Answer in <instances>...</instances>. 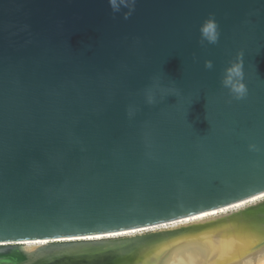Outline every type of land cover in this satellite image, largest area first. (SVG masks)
<instances>
[{"label":"water","instance_id":"obj_1","mask_svg":"<svg viewBox=\"0 0 264 264\" xmlns=\"http://www.w3.org/2000/svg\"><path fill=\"white\" fill-rule=\"evenodd\" d=\"M124 11L0 0V264L156 263L180 233L159 225L264 193V0ZM210 14L219 40L201 45ZM237 52L240 100L220 84ZM240 211L223 218L264 221V201Z\"/></svg>","mask_w":264,"mask_h":264},{"label":"bare ground","instance_id":"obj_2","mask_svg":"<svg viewBox=\"0 0 264 264\" xmlns=\"http://www.w3.org/2000/svg\"><path fill=\"white\" fill-rule=\"evenodd\" d=\"M263 201L264 193H260L231 205L202 211L159 225L166 228H179L180 233L165 242L164 250L160 252L156 263L152 264H241L243 261H246L245 264H252L256 259H261L258 264H263L264 221L258 218L260 225L255 227L241 223V218L238 216L233 217L232 215L233 218L230 220L223 218L227 212L240 215L242 213L240 210L246 208L247 205ZM219 227L221 230L218 229ZM136 232H142V230H120L84 238L116 237ZM45 242L27 241L23 245L31 249Z\"/></svg>","mask_w":264,"mask_h":264},{"label":"clouds","instance_id":"obj_3","mask_svg":"<svg viewBox=\"0 0 264 264\" xmlns=\"http://www.w3.org/2000/svg\"><path fill=\"white\" fill-rule=\"evenodd\" d=\"M109 7L113 13H118L121 9H126L123 12L124 19H127L135 9L136 0H108ZM199 33V43L201 45L207 44H216L219 40V26L214 19V17L210 14L207 18L202 20V22L198 26ZM243 53L237 52L234 60H229L228 65L223 69V73L220 78V84L224 89H227L229 95L235 99L240 100L243 99L247 93L248 89L246 84L244 83V72H243ZM204 66L207 69H211L213 64L210 60L204 62ZM150 89H156L161 92H167L169 95H172V89L170 88H162L159 80L154 82ZM146 102L148 104H154L155 101V93L149 91L146 95ZM250 149H254V145H249Z\"/></svg>","mask_w":264,"mask_h":264},{"label":"rangeland","instance_id":"obj_4","mask_svg":"<svg viewBox=\"0 0 264 264\" xmlns=\"http://www.w3.org/2000/svg\"><path fill=\"white\" fill-rule=\"evenodd\" d=\"M147 230H143V231H145V232H147V231H150L151 229L150 228H146ZM264 264V263H263Z\"/></svg>","mask_w":264,"mask_h":264},{"label":"snow or ice","instance_id":"obj_5","mask_svg":"<svg viewBox=\"0 0 264 264\" xmlns=\"http://www.w3.org/2000/svg\"><path fill=\"white\" fill-rule=\"evenodd\" d=\"M113 235H116L115 233H113Z\"/></svg>","mask_w":264,"mask_h":264}]
</instances>
